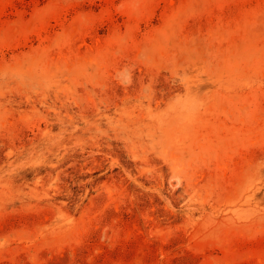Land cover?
Wrapping results in <instances>:
<instances>
[{
  "label": "rangeland",
  "instance_id": "1",
  "mask_svg": "<svg viewBox=\"0 0 264 264\" xmlns=\"http://www.w3.org/2000/svg\"><path fill=\"white\" fill-rule=\"evenodd\" d=\"M0 264H264V0H0Z\"/></svg>",
  "mask_w": 264,
  "mask_h": 264
}]
</instances>
